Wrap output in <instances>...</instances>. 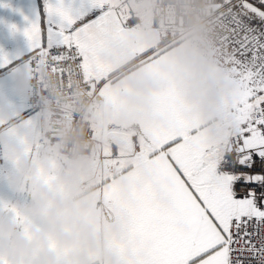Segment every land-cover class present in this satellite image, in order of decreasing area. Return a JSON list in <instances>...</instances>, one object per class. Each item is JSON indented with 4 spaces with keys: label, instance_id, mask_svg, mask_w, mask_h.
I'll list each match as a JSON object with an SVG mask.
<instances>
[{
    "label": "crops",
    "instance_id": "crops-1",
    "mask_svg": "<svg viewBox=\"0 0 264 264\" xmlns=\"http://www.w3.org/2000/svg\"><path fill=\"white\" fill-rule=\"evenodd\" d=\"M152 3L106 0L109 22L83 60L92 133L70 158L60 143L71 112L27 103L28 58L46 47L9 25L26 27L14 9L30 17V0H0V264H127L122 203L154 127L166 123L161 99L211 139L231 131L237 81L227 58L188 39L158 49Z\"/></svg>",
    "mask_w": 264,
    "mask_h": 264
},
{
    "label": "snow or ice",
    "instance_id": "snow-or-ice-1",
    "mask_svg": "<svg viewBox=\"0 0 264 264\" xmlns=\"http://www.w3.org/2000/svg\"><path fill=\"white\" fill-rule=\"evenodd\" d=\"M30 5V17L14 9L26 27L11 24L10 31H22L30 46L76 49L84 61L109 22L106 0ZM224 6L223 42L237 81L231 131L211 139L178 105L161 99L166 123L154 127L144 167L129 174L122 203L127 264H245L246 252L264 256V0H224Z\"/></svg>",
    "mask_w": 264,
    "mask_h": 264
},
{
    "label": "built area",
    "instance_id": "built-area-1",
    "mask_svg": "<svg viewBox=\"0 0 264 264\" xmlns=\"http://www.w3.org/2000/svg\"><path fill=\"white\" fill-rule=\"evenodd\" d=\"M227 11L224 0H153L151 24L158 30L162 43L188 39L192 43L216 44L218 57L223 59L226 58L223 37ZM79 57L76 49L57 52L46 47L28 58V105L33 108L41 105L65 107L71 112L73 126L62 135L60 143L61 153L70 158L79 156L83 140L92 133L86 111L94 101V94ZM1 164L0 155V169ZM252 228L249 224V231ZM260 231L264 233V227ZM253 240L260 244V237L254 235ZM244 261L245 264H264V256L252 259V254L246 252Z\"/></svg>",
    "mask_w": 264,
    "mask_h": 264
},
{
    "label": "trees",
    "instance_id": "trees-1",
    "mask_svg": "<svg viewBox=\"0 0 264 264\" xmlns=\"http://www.w3.org/2000/svg\"><path fill=\"white\" fill-rule=\"evenodd\" d=\"M199 44V43H198ZM211 47H215V48H217V50L214 48L213 50L215 51V52H217V54H218V51H219V47L216 45V44H213V46L211 45V44H209Z\"/></svg>",
    "mask_w": 264,
    "mask_h": 264
},
{
    "label": "rangeland",
    "instance_id": "rangeland-1",
    "mask_svg": "<svg viewBox=\"0 0 264 264\" xmlns=\"http://www.w3.org/2000/svg\"><path fill=\"white\" fill-rule=\"evenodd\" d=\"M155 33H156L157 35H159V33H158L157 31H155ZM162 44H165V43H162Z\"/></svg>",
    "mask_w": 264,
    "mask_h": 264
}]
</instances>
